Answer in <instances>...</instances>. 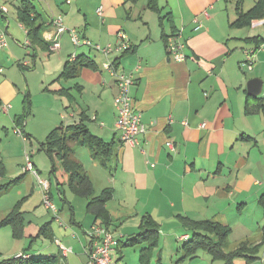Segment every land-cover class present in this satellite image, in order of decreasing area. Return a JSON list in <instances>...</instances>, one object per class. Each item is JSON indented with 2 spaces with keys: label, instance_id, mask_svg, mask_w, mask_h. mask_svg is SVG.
Listing matches in <instances>:
<instances>
[{
  "label": "crops",
  "instance_id": "obj_1",
  "mask_svg": "<svg viewBox=\"0 0 264 264\" xmlns=\"http://www.w3.org/2000/svg\"><path fill=\"white\" fill-rule=\"evenodd\" d=\"M12 2L19 21L22 0ZM157 2L159 9L149 8L147 0H51L57 9L53 13L65 15V27L75 29L82 41L105 47L116 43L118 34L124 32L130 48L108 56L89 44L76 48L68 31L59 36L60 47L52 49L56 31L50 23L53 17L50 22L37 21L43 23L36 31L39 37L31 40L26 26H10L11 10L6 15L0 13V27L7 36H15L16 43L25 37L24 49H29L19 54L10 48L9 40L8 46L0 49V75L4 74L0 78V109L9 112L14 133L22 130L25 143L18 154L7 155L0 150V222L21 203L24 224L21 237L14 236L12 226H0V234L13 233L19 241L11 248L1 246L0 260L28 248V255H56L51 263L87 264L92 248L90 230L97 222L96 215L87 209L89 199L69 187V173L61 162L56 160L57 167L51 172L55 181L51 174L46 177L54 202L58 196L59 220L44 203L37 176L23 171L27 156L39 174L48 168L37 157L32 158L28 149L34 137L41 141L31 128L37 120L47 135L54 128L84 120L92 133L115 141L109 168L90 147L75 148L95 194L110 189L105 204L111 218L109 230L122 239L112 253L115 264H121L123 241L139 231L144 216L159 224L165 241L161 243L160 235L155 250L161 251L171 244L166 242L165 233L181 243L192 224L212 221L231 228L229 208L240 204L250 207L264 192V44L254 40L264 38V18L254 19L248 27L232 25L237 16L235 0ZM154 13L159 16L158 26L152 23ZM173 36L185 44L183 61L169 56L167 41ZM75 52L79 59L73 56ZM248 53L253 58L250 70L246 67ZM39 59L54 65L45 68L39 85L31 82L29 74L27 84L20 73L11 75L8 71L5 75L12 64L30 70ZM107 59L114 62L118 72L135 79L130 95L146 126L137 145L125 143L117 127L114 98L119 89L117 78L103 68ZM72 69L76 70L74 75L60 76ZM256 77L262 79L263 87L261 94L253 96L247 84ZM41 91L52 102L42 107L38 118L34 94ZM10 122V118L3 121ZM8 133L9 139H21L18 133L15 138ZM168 141L173 142V149ZM262 228L261 237L239 243H261ZM178 251L183 255L181 249Z\"/></svg>",
  "mask_w": 264,
  "mask_h": 264
},
{
  "label": "trees",
  "instance_id": "obj_2",
  "mask_svg": "<svg viewBox=\"0 0 264 264\" xmlns=\"http://www.w3.org/2000/svg\"><path fill=\"white\" fill-rule=\"evenodd\" d=\"M147 2L149 8L159 9L157 0H147ZM235 2L237 16L232 21V25L248 27L254 19L264 18V0H256L255 4L247 10L244 9L245 0H235ZM18 10L19 21L23 26L27 27L29 38L32 40L34 37H39L36 31L39 28L38 26H42L43 23L37 24L38 15H36L35 8L31 5V2L22 0V4ZM254 40L257 43L262 42L264 44V38H254ZM74 54L78 58L79 54L77 52ZM78 64L80 63L76 62V65ZM75 72V69L71 71L64 70L60 76L66 75V73L67 75H74ZM80 145L90 147L94 151V156L99 159L103 166L108 168L111 166L110 160L115 154V141H108L92 133L84 123V120L63 129L54 128L49 132L46 139L40 143L39 148L49 154L53 164L56 160L61 162L63 168L69 173V187L76 194L89 199L87 209L96 215L97 222L95 224H101L110 229L111 218H109L105 207L107 200L110 198V189L105 190L101 195L95 194L94 185L83 163L76 158L75 148ZM54 169L55 164L53 165V171ZM20 206L21 203H18L0 222V226H12L15 237H21L24 227L23 213ZM44 229L45 226L42 228V231ZM230 229V226L212 221H202L192 224L191 228H189V233L181 241L183 256L180 259L195 258L198 256L200 250L212 253L215 258L223 260V264H236L235 260L244 256L249 258L250 263L261 259L260 254L264 246V236L261 243L257 245H252L249 240H244L232 251H224V245ZM159 237V224L152 217L144 216L140 223L139 231L128 236L123 242L125 246L147 243L141 250L139 263L150 264L151 253L158 247ZM117 241L119 246L122 239L118 238ZM28 250L27 248L13 257L1 259L0 264H55V262L51 263L50 260L57 258L56 255L48 257L32 256V254L28 255ZM157 261L160 262L161 258H158Z\"/></svg>",
  "mask_w": 264,
  "mask_h": 264
},
{
  "label": "rangeland",
  "instance_id": "obj_3",
  "mask_svg": "<svg viewBox=\"0 0 264 264\" xmlns=\"http://www.w3.org/2000/svg\"><path fill=\"white\" fill-rule=\"evenodd\" d=\"M28 1L31 2V5L41 15V17L38 16L39 22H43L46 19H47L46 21L48 22L52 17L54 18L61 17L64 21V18L66 17L65 15H62V14H55L57 9L53 7L52 4H50L51 0H28ZM6 3L9 7V10H11L9 13V19L11 20L10 26H21L20 21L17 20L16 15L14 13L15 6L13 5L12 0H8ZM251 3H253V0H246L245 7L249 8ZM54 11L55 13H53ZM165 13L166 12H161V15ZM154 16H155L154 18L156 22L154 20L152 23L154 24L156 23V26H158L157 23L159 22V16L155 13H154ZM7 38L9 40L10 48L13 47L17 53L21 54L24 51L26 52L29 51V49H24L26 46L24 44V42L26 41L25 37L18 38L20 41L18 43L15 42V38H16L15 36H7ZM80 47L81 46L79 47L76 46V48H80ZM41 52L44 53V51H41ZM46 54L47 53L44 54L45 57H46ZM45 62L46 61H40V59L39 61L37 60V64L35 68L30 69V70L23 66H22L23 68L19 67L17 63H15L10 66L11 67L10 69L8 68L5 69V75L6 76L8 75L7 74L8 71H10L11 75H17L18 73H20L21 75H23L22 78H23L24 83L27 84V81H28L27 75L29 74V78L31 82H33V84L37 83L39 85V81L42 77V74H44L45 72V68L50 69L52 66H54V65H49L48 63H45ZM20 63L22 64L23 61H21ZM2 77H4V74L0 75V78ZM34 96H35V107L39 109L37 110L39 111L38 112V118H39V116H41L42 114L41 113L42 107L47 108L51 104L52 101L51 99H48V97H45L42 91L39 93L35 92ZM8 113L9 112H6L0 109V137H1L0 138V150L7 155L18 154L22 151L23 147H25L24 145L25 143L22 140L23 135H19L21 139L17 138L13 140L12 138L9 139V137L7 136L6 132H9L8 135H12L14 138L18 137L16 136L17 132L15 131L16 132L15 134L13 131L15 124H13V121ZM9 118L11 122L9 124H4L3 121L7 122ZM38 121L39 120H37V123L33 124L31 128L33 131H36V133L38 134L37 138L41 139V141H37V139H35L34 137L33 138L34 144L32 146L28 145V149L30 153H32V158L37 157L40 160L41 164L43 163L46 167H48L47 171L46 170L44 171L41 169V171L44 174L42 175L40 173V177L46 178L48 174H51L53 178L52 180L55 181V174L51 173L53 171V163H52L51 157L44 150L38 151V148L40 147V143L44 141L43 139L46 137L47 135L46 133H48L44 131V128L39 124ZM55 167H57V161L55 163ZM58 167H59V163H58ZM55 198H56L55 200V203H56V201L58 200V196L56 195ZM229 209H230L229 214L231 215V224H230L231 229H230L229 235L227 236L226 243L224 245V251L226 252H230L236 247H238L237 244L242 239L250 238V240L253 241V240H256L257 237H261L262 230H263L262 227L264 226V192L259 196L257 202H251L250 207H246L245 204H240V205H235ZM163 225L165 227H169L172 224H163ZM159 235H161L162 237L161 243L163 244L165 241V237L161 233ZM165 236H166V242L171 243L169 244L170 246H165L164 250L163 248H161V251L160 250L156 251L154 249L151 253V258H150L151 263L150 264H223L224 263L223 260L215 258L212 253L206 252L205 250H200L198 252L199 255L195 258H187V259L181 260L180 258L183 255L180 254L178 250L181 249L179 248V245H181L182 243H180L177 237L173 236L172 234L165 233ZM13 237H14L13 233H8V234L1 233L0 234V248L2 245L8 248H11L15 244H17V242L19 241H16L17 239ZM44 241L49 243L48 240L47 241L44 240ZM140 247H141L140 244L125 246L123 249L124 256L118 263L123 264L124 261L138 262L140 260L141 250L142 248H144V246L141 247V249ZM260 255H261L260 260H256L255 262H251V263L249 262V258L246 256L242 258H237L235 261L237 264H264V254L261 253ZM2 257L3 256L0 254V258ZM158 258H161L160 262L157 261Z\"/></svg>",
  "mask_w": 264,
  "mask_h": 264
},
{
  "label": "built area",
  "instance_id": "obj_4",
  "mask_svg": "<svg viewBox=\"0 0 264 264\" xmlns=\"http://www.w3.org/2000/svg\"><path fill=\"white\" fill-rule=\"evenodd\" d=\"M98 11L101 13L102 7L99 8ZM8 12V5L0 1V13L2 15H6ZM50 23L56 30L54 37H51L53 40V44L51 46L52 49L60 47L59 36L65 31L70 33L72 41L77 46L89 44L103 51L107 56L114 51H126L130 48V42L124 32H120L118 34V40L116 43H110L105 47H101L100 45H93L88 40L82 41V38H80L78 32L75 29H67L65 27L64 21L61 17H53ZM7 46L8 38L6 31L0 27V49H3ZM184 47L185 44L178 40L175 36L169 38L167 41V50L169 56L176 61L184 60ZM73 56L75 57V54H73ZM246 67L249 70L253 67V58L250 53L247 55ZM103 68L117 78L119 90L114 98V104L117 111V127L121 131V138L127 144L137 145L139 143V136L146 131V126L143 123L141 112L137 109L136 103L130 95V88L134 84L135 79L132 75L126 74L125 72H118L114 62L110 59H107L103 63ZM2 71L3 67L0 66V73ZM16 132L20 135H23V132L20 129H16ZM167 145L171 149L174 148V144L171 141H168ZM23 171L31 172L37 176L44 193L43 201L46 206L54 212L56 218L59 220L60 217L57 214L58 206L53 201L51 196L50 181L47 178L40 177V174L35 169L33 162L28 156L26 164L23 166ZM90 237L92 239V248L88 255L87 264H115L112 253L117 249L118 241L114 234L104 225L95 224L90 230ZM62 249L67 251L65 248Z\"/></svg>",
  "mask_w": 264,
  "mask_h": 264
},
{
  "label": "water",
  "instance_id": "obj_5",
  "mask_svg": "<svg viewBox=\"0 0 264 264\" xmlns=\"http://www.w3.org/2000/svg\"><path fill=\"white\" fill-rule=\"evenodd\" d=\"M248 92L250 95L257 96L261 94L263 81L260 78H252L248 81Z\"/></svg>",
  "mask_w": 264,
  "mask_h": 264
}]
</instances>
